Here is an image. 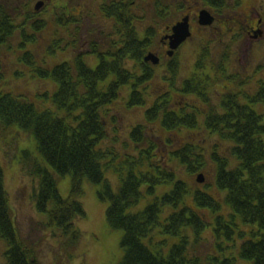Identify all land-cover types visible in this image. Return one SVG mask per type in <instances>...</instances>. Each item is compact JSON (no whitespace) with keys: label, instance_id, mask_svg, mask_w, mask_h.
<instances>
[{"label":"flooded vegetation","instance_id":"flooded-vegetation-1","mask_svg":"<svg viewBox=\"0 0 264 264\" xmlns=\"http://www.w3.org/2000/svg\"><path fill=\"white\" fill-rule=\"evenodd\" d=\"M0 5L6 12L0 14V38L5 35L8 44L18 34L10 48L31 49L35 33L50 26L53 36L42 49H57L62 58L72 51V60L58 67L61 80L65 66L71 72L76 100L112 105L120 99L127 105L136 99L144 106L142 90L155 82L162 94H151L150 111L161 109L168 117L167 126L165 120L159 124L166 134L186 135L177 148L234 150L246 122L251 129L257 117L263 122L264 0H0ZM1 21L8 22V35H1ZM180 24L184 40L176 39ZM127 49H141L140 62L128 60ZM149 55L156 64L145 62ZM175 98L179 110L162 111ZM110 104L100 107L101 120Z\"/></svg>","mask_w":264,"mask_h":264},{"label":"trees","instance_id":"trees-1","mask_svg":"<svg viewBox=\"0 0 264 264\" xmlns=\"http://www.w3.org/2000/svg\"><path fill=\"white\" fill-rule=\"evenodd\" d=\"M5 13L0 5V14ZM7 24V21H1V35L3 33L8 35ZM4 36L0 38V48L6 45ZM140 51L141 49H127L128 60L140 62L141 58L138 57ZM21 62L27 65L35 64L30 53H24ZM63 69L65 76L63 80L60 67L54 68L51 73L38 71L42 77H50L53 82L60 85V90L53 99L55 105L53 110L40 111L20 97L0 94V125L7 128L19 127L34 135L40 156L53 170L50 173L33 159L31 165L28 161L22 164L26 173L38 180L36 207L40 214H45L43 225L53 236L66 238L65 247L74 250L81 236L75 227V221L85 217L80 203L83 184L88 181L96 186L104 185L106 192L110 193L104 174L109 165L108 162L103 163L109 157H114L111 151L104 152L99 148L101 140L106 138L99 111L100 107L107 105L109 101H95L90 98L76 100L78 85L71 83V72L66 66ZM127 78H134V75L128 71ZM82 87L91 93L90 85ZM114 90L115 86H112L111 92L114 93ZM135 101L132 100L130 104H134ZM77 109L81 115L79 120L74 118ZM61 111H64L65 118L58 116ZM74 121L77 122L74 124ZM164 124L167 125L166 118ZM141 133L136 129L132 134L133 140L136 138L135 134ZM239 143L240 147L232 151V156L237 161L236 165L231 166L226 160H216L218 162L216 185L225 193L224 204L230 212L229 222L218 216L221 206L215 200L199 192L193 196L200 211L209 210L213 215L216 214L214 216L216 228L213 230L216 254L207 258L200 257L197 253L199 246L204 242L201 236L209 225L194 210L191 211L184 206L185 195L188 193L186 184L176 180L174 173L152 163L155 158L153 154L157 150L154 145L150 143L148 148L140 151L141 159L135 164H129L130 169L125 176L120 173L118 178L122 185L118 193L108 195L110 205L106 210V220L112 229L123 232L121 248L124 250V257L120 264H240L232 253L229 258L219 254L227 249L238 250L240 259L247 264H264V127L261 125V118L255 119L252 129L248 122L241 127ZM202 152L200 149L184 147L169 152L168 156L183 166L188 174L194 175L205 167ZM23 154L26 155V152ZM146 162L150 171H135L136 167L146 166ZM55 175L71 177V194L66 200L62 199L57 191ZM170 184L173 187L171 191L156 197V188H165ZM143 185H146L143 192L155 197L142 212L132 214L130 209L142 198ZM100 198L103 199L102 195ZM180 206L182 209L177 211ZM164 207H170L176 212L169 216L163 226L159 215ZM236 217L249 229L248 232L238 231ZM158 228H162L163 231L159 232ZM156 233L164 237L179 238L178 243L171 246L166 258L153 253L144 243L145 240H149L147 244L151 245ZM236 236L240 239L248 236L249 239L242 240L238 249ZM223 239L231 245L222 248ZM0 240L8 249L5 254L6 264H40L33 245L22 241L13 225L1 166ZM162 244L167 245L165 238Z\"/></svg>","mask_w":264,"mask_h":264},{"label":"rangeland","instance_id":"rangeland-1","mask_svg":"<svg viewBox=\"0 0 264 264\" xmlns=\"http://www.w3.org/2000/svg\"><path fill=\"white\" fill-rule=\"evenodd\" d=\"M38 20L32 19L30 23L38 25ZM52 29L49 26L40 34L35 33V37H33L35 45L31 49H9L10 46H16L19 42L18 34L8 40L9 47L0 49V73L3 75L0 80V94H12L16 97H23L40 111L54 109L53 99L57 85L47 78L40 79L35 71L36 69H40L42 72L50 71L60 64L63 59L71 61L73 53L70 51L62 58L57 53L50 54L49 49H42L47 44V40H51L53 36ZM26 52H29L33 57L36 63L34 66L29 67L21 62L22 56ZM156 87V83L152 81L145 85L143 90L139 89L142 90V93L146 91L145 101L147 102L144 106L139 103V107H136L133 104V108L129 109L128 104L120 103L119 99L113 105L107 107L109 109L107 117L101 120L105 125L106 138L101 140L99 148L104 152L107 150L111 151L114 157H109L103 163L108 162L109 165V168L104 170V174L111 193L106 192L104 185L96 186L88 181L84 182L83 196L80 198V203L83 206L85 217L75 221V227L80 231L81 236L78 240V246L74 250L65 247L66 238L53 236L50 230L43 225L45 214H40L35 206L38 194V180L37 178L30 177L22 164L28 161V164L31 165L33 159L41 163L50 173L53 170L40 156L34 135L19 127L7 128L0 125V166L3 170V184L9 200L13 225L20 239L33 245L36 258L40 264H120L124 257V250L121 248L123 232L112 229L106 220V210L110 205L108 195L110 196L118 192L122 185L119 180L120 173L125 176L130 169L129 164H135L141 159L140 153L142 149L149 147V141L156 145L157 149L155 154H153L155 158L152 160V163L163 170L174 173L176 180L178 179L186 184L188 193L185 195L184 206H187L191 211L194 210L209 225L201 236L204 242L199 246L197 254L203 258L216 254L213 249V241L215 239L212 231L215 228L214 216L216 214L213 215L212 211L209 210L200 211L194 202L193 196L196 192H200L220 203L222 210H220L221 212L218 216L225 218L229 222L230 212L225 207L226 204L224 205L223 201L225 193L220 192L216 186V162L213 158H227L231 155V150H203L206 158L204 161L205 167L196 174L203 173L205 180L203 184L197 183V175L188 174L183 166L171 157L169 158L167 154L168 151L170 153L175 151L172 149L179 147L185 140L186 135L183 133L174 134L173 132L166 134L162 130L163 128L159 126L161 120L164 121V118L167 120L168 117L163 116V113L160 112L161 109L155 108V110L150 111L154 107L152 106L153 101L151 100L153 96L151 94H162V92H157ZM180 103V99L175 98L173 104L166 105V109L162 111H177L180 108ZM124 107L127 109H124ZM59 116L60 118L63 117L64 112L61 111ZM139 127L142 128L140 129L142 133L140 135L135 134L136 138L133 141V131ZM165 141H168V143L164 144ZM24 152H26V155L23 154ZM135 171L147 172L150 169L146 162V166L136 167ZM54 177L60 197L65 200L68 199L71 194V177H58L56 175ZM144 186L146 185H143L141 188L142 198L139 203L130 209V213L132 214L142 212L144 207L155 197L148 194V192L144 193ZM172 188V184L165 188H156V197H160L166 192L171 191ZM100 195H102L103 199L100 198ZM181 209L182 206L177 211ZM173 212H176V210L170 207L162 209L159 215L161 225L164 226L165 221ZM235 222L238 225L239 232L245 233L249 231V229L244 227L240 218L236 217ZM158 229L159 232L163 231L162 228ZM155 237L160 241L159 244L149 245L147 244L149 240H145L144 243L153 253L161 254L164 258L167 257L171 246L178 243L179 239L176 237L160 236L157 233ZM164 238L167 241L166 246L162 244ZM248 239V236L242 239L236 236L235 240L238 249L241 245L240 242ZM221 244L222 248L231 245L225 239L222 240ZM6 251L5 243L0 240V264H6L4 257ZM230 253L238 260V263L247 264L240 259L238 250L227 249L219 252L220 255L226 258L230 257Z\"/></svg>","mask_w":264,"mask_h":264},{"label":"water","instance_id":"water-1","mask_svg":"<svg viewBox=\"0 0 264 264\" xmlns=\"http://www.w3.org/2000/svg\"><path fill=\"white\" fill-rule=\"evenodd\" d=\"M41 7H42V4L39 3L37 5L36 9L39 10ZM185 31H186V28H185L184 24L178 25L176 27V39L177 40H184V38H185ZM145 60L146 61H151V62H153L155 64L157 63V60H155V58L153 56H151V55H149ZM203 182H204L203 176L202 175H199L197 177V183L202 184Z\"/></svg>","mask_w":264,"mask_h":264}]
</instances>
